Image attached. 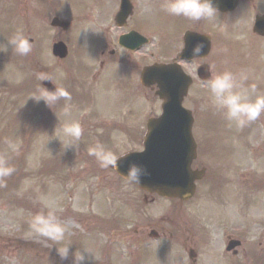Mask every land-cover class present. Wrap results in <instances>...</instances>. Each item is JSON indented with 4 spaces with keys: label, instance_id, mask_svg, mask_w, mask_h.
<instances>
[{
    "label": "rangeland",
    "instance_id": "rangeland-1",
    "mask_svg": "<svg viewBox=\"0 0 264 264\" xmlns=\"http://www.w3.org/2000/svg\"><path fill=\"white\" fill-rule=\"evenodd\" d=\"M17 4V0H0V26L2 20L3 23L17 24ZM7 5L10 6V14L9 20L5 21L2 10L5 12ZM250 13V9L244 7L234 18V33L227 20L218 15L219 33L224 36L230 34L242 42H232V38L229 41L232 43L226 48L219 47L214 65L217 72L231 70L238 73L247 70L248 83H255L258 93L264 94V39L254 41L249 36L247 27ZM13 35L11 33L2 37L0 32V47L6 46ZM28 56L38 62H32L34 64L30 65L31 69L25 68V72L23 66L19 67L21 58L12 51L11 46L7 47L6 52H0V154H6L8 163L16 169L7 179L6 186L0 187V264H66L58 259L56 263L51 262L50 258L57 256V245L31 232L29 221L45 203L53 206L56 214L68 226L69 231L63 242H70L73 236L81 235L71 242L70 247L88 249L92 264H179V258L184 264H229L225 251L228 235L243 240L248 264H260L259 259L264 258V117L242 130L234 125L229 127L223 117L211 107L205 83H201L200 88H195L199 91L185 101V105L195 110L198 117L195 131L201 143L202 156L210 155L207 160L204 159L210 171L201 182L197 196L185 204L184 209H181L176 199H158L155 203L140 207L142 199L138 188L121 179L115 171L107 169L104 181L94 182L93 178L89 182L96 191L89 199L86 191L88 184L85 187L79 184L75 188L77 183L65 182L68 184L67 188L74 186V193L70 189L67 193L66 185L59 189L52 182L53 176L56 178L53 173L64 181L66 178L72 180L74 176L63 164L72 157L73 149H61L65 138L60 132L53 135L52 131L44 129L45 125L50 126L51 121L39 120L43 123L38 129H33L35 136L19 127L20 105L23 101L18 87L24 77L35 75L33 71H52L57 73V78L58 75L68 76V66L66 63H56L50 49L37 54L32 51ZM76 61L73 59L69 66ZM32 94L33 91L26 94L27 106L34 104L30 99ZM150 104L157 106L156 101H151ZM46 114L51 118L48 107ZM41 115L40 113L38 117ZM213 129L216 130V138L220 143L215 142L213 135L211 137ZM10 144L15 145V151L9 147ZM223 146L228 148L227 157L232 163L231 168L226 166V180L214 178L215 162L211 152L223 150ZM129 147L126 145L112 151L120 155ZM83 158L77 153V160ZM22 167L24 172L21 175ZM64 167L63 173L60 170ZM74 172L77 176L76 169ZM98 185L101 186L100 190L97 189ZM7 186H10L8 190ZM217 186L219 188L215 193ZM88 199L91 203H87ZM104 213L115 223L106 227L104 236L107 240L113 238L114 241L123 242L118 243L123 252L119 247L107 245L102 239L99 244L93 243L91 237L101 236L95 226V223H99L96 217ZM163 215H173L176 220L183 218L182 224H179L184 228L181 232L183 238L175 236L166 239L167 242L158 243L141 241L135 233L136 226H154ZM103 225L106 223L103 222ZM172 225L168 224V229L175 232L178 226ZM133 243H139L134 247L136 251L125 254ZM102 246L109 247V250L106 255L102 253L99 257ZM181 246L188 249L185 255L180 254L183 249ZM192 248L198 255L197 261H192L189 257L188 252ZM42 250L47 253L39 252L42 260H32L36 251ZM237 259L236 262L241 260ZM67 262L70 264V260Z\"/></svg>",
    "mask_w": 264,
    "mask_h": 264
},
{
    "label": "flooded vegetation",
    "instance_id": "flooded-vegetation-1",
    "mask_svg": "<svg viewBox=\"0 0 264 264\" xmlns=\"http://www.w3.org/2000/svg\"><path fill=\"white\" fill-rule=\"evenodd\" d=\"M253 1L240 0L236 10L219 13L231 18L242 11V6H250ZM164 2L165 0H18L20 32L28 37L46 36L51 43L63 40L70 54L86 55L82 62L70 68L69 77L58 75L57 78L55 75V83L67 88L72 95L71 116L68 118L81 124L85 144L95 145L99 142L105 146L117 143L137 146L143 143L147 124L143 119L144 106L139 103V99L155 95L154 86L141 83L142 72L148 66L158 62L171 64L178 61L185 69L195 70L202 63L214 62L217 16L211 21L199 22L173 17L162 8ZM252 6L253 11H257L255 4ZM189 31L210 33L211 51L207 57H196L190 61L178 59L186 45L185 34ZM255 36L260 40L264 38ZM59 64L62 65L63 62ZM38 82L37 79L36 89L40 87ZM105 94L114 95L120 103L115 121L110 125L99 124L105 117L104 110L92 115L94 111L89 109L96 97L105 99ZM140 95L142 96L138 99ZM63 106L64 102L60 101L53 106V112L59 114ZM193 167L200 168L199 158L195 160ZM88 171H92L96 179L107 176L106 170L100 168L97 162L87 166L86 172ZM140 194L145 204L154 203L158 199L155 194L142 190ZM178 203L184 209L186 202ZM182 219L176 220L173 215H165L154 226H136L135 233L141 241L153 239L166 242V239L175 236L182 239L181 232L184 228L179 226ZM170 222L178 226L175 232L168 229L167 225H172Z\"/></svg>",
    "mask_w": 264,
    "mask_h": 264
},
{
    "label": "clouds",
    "instance_id": "clouds-1",
    "mask_svg": "<svg viewBox=\"0 0 264 264\" xmlns=\"http://www.w3.org/2000/svg\"><path fill=\"white\" fill-rule=\"evenodd\" d=\"M264 0H255L257 14L264 15ZM162 8L173 17H182L190 21H211L220 12L215 0H165ZM11 46L12 51L20 56H28L34 47L30 37L22 31L15 33L8 39L7 45L0 47V52H6ZM202 43L196 44L193 49V57H199L203 51ZM209 78L205 83L211 107L219 113L228 123L229 127L244 129L251 123L264 117V94L258 93L255 83L249 84V72L241 70L233 72L224 70L216 71L214 64L208 65ZM37 79L41 82L50 81L55 87L49 89L42 85L31 95L36 104L43 102L46 107L53 110V106L60 101L64 102L62 115L65 118L71 116L72 95L67 88L58 86L51 74L38 72ZM56 114V113H55ZM56 130V128H55ZM60 135L65 138L67 149L76 150L83 136V128L78 121L69 122L67 119L60 125ZM15 151V145H9ZM88 154L95 158L102 169L118 168L122 155H118L102 143H96L88 148ZM16 171L15 167L8 163L6 154H0V187L6 186L7 178ZM148 175L147 169L133 162L129 165L127 175L124 179L128 184L139 185L142 177ZM31 232L53 244L65 240L69 229L68 226L56 214L53 206L45 203L29 221ZM61 261H69L70 264H92V256L88 249H72V247H61L56 249Z\"/></svg>",
    "mask_w": 264,
    "mask_h": 264
},
{
    "label": "water",
    "instance_id": "water-1",
    "mask_svg": "<svg viewBox=\"0 0 264 264\" xmlns=\"http://www.w3.org/2000/svg\"><path fill=\"white\" fill-rule=\"evenodd\" d=\"M215 2L219 9L227 10L232 4L235 5L237 0ZM255 29L264 34V16L257 17ZM57 52L61 56L64 55L61 47H58ZM164 72L166 73V70L162 68L154 72L162 78L160 86L161 95L165 98L164 113L159 118L150 120L145 150L123 156L117 169L121 174L127 175L129 165L135 162L148 172V175L142 177L140 187L157 191L164 196L188 199L195 192V179L201 177L203 171L191 169V162L195 157V143L191 132L193 119L190 111L182 107L187 89L182 88L183 82L178 78L165 83ZM167 85L171 86V95H168Z\"/></svg>",
    "mask_w": 264,
    "mask_h": 264
}]
</instances>
